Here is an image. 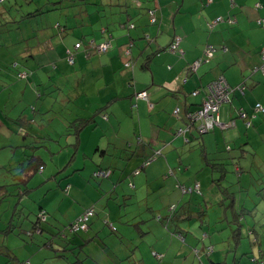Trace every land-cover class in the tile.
Here are the masks:
<instances>
[{"label": "crops", "instance_id": "obj_1", "mask_svg": "<svg viewBox=\"0 0 264 264\" xmlns=\"http://www.w3.org/2000/svg\"><path fill=\"white\" fill-rule=\"evenodd\" d=\"M26 1L37 7L25 9L23 13L13 12L10 14L11 21L0 25V155L11 154L15 157L16 151H20V160L25 158L20 168L26 169L24 164L30 154L35 153L44 160L38 149L54 154L53 151L61 146L62 140L77 146L79 141L94 135V143L98 147L103 144V156L109 154L115 165L119 161L124 165L125 160L130 159V171L142 167L144 159L154 149L162 148L163 155L150 161L137 179L143 190L148 191L150 187L149 170L161 175L160 183L153 184V189L160 192L165 190L163 186L169 178L167 172L172 166L175 169L173 172L182 179L181 185L190 187L198 181L202 192L204 177L194 178L191 172L193 167L189 162L192 156L189 150L192 149H187L190 143L183 139L184 136L193 138V134L184 130V136L175 137L174 131L184 124L187 110H195L203 100V94L193 97L191 91L199 84L213 82L217 75H223L232 90L247 80L264 104V60L261 57L264 52V26L261 27L257 22L259 17H264V0H213L209 5L205 3L207 0H141L142 3L139 0L136 3V0H125L133 15L138 12L136 6L142 9L143 5L148 10L154 9L158 19L157 23L152 24L146 12L140 18L137 16L136 21L133 19L136 27L130 29L122 25L126 19L124 0ZM38 7L43 9L36 14L29 13ZM229 14L236 17V22H220L213 28L214 32H208L207 22L210 19ZM174 35L183 39L181 45L185 51L182 57L179 52L167 49ZM106 38H112V47L108 51L99 53L85 50L91 41L101 43ZM131 41L133 46L130 47ZM77 42H82V46L76 48ZM206 42L222 44L221 50L216 51L212 59L197 63L196 58L203 51L202 43ZM69 48L74 51L72 63L66 58ZM18 70H26L27 75L19 78ZM142 90L149 92V101L135 95ZM229 100L224 101L220 108L225 119L230 110L240 108L242 104V101L233 97L235 107ZM175 105L182 106V119L175 118L179 117ZM73 123L81 124V130L76 134L72 127L66 133ZM13 126H25L27 131L20 132L19 128L15 130ZM241 133L242 128H233L224 132V135L227 134L230 143L237 139L250 149L264 147V130L258 132L256 129L248 136ZM220 134L223 133L218 131L217 135H203L208 154L198 152L199 168L209 167L214 176L208 182V192L202 194L207 204L209 201L222 202L223 206L226 196L223 195L221 201L214 193L243 188L236 191L233 198L230 196L231 203L226 211L232 216L242 213L245 206L252 208L249 201L252 203L253 193L251 189L245 191L244 188L247 182H243V179L248 167L243 161L238 162L236 167L237 170L241 169L239 176L236 178L233 175V180L228 184L223 182L230 171L228 154L233 150L226 149V154L220 153L219 146L223 141ZM135 141L137 145L133 147ZM7 147L12 148V153L8 154L3 149ZM240 152L252 155L254 177L257 178V171L261 168V172H264V152ZM50 158L53 164L60 165L56 161L57 155H51ZM39 165H43V162L40 161ZM15 168L10 167L8 170L12 175L11 183L15 179L14 174L20 169ZM44 169V165L39 168L40 171ZM77 169L74 168L71 173ZM35 175H30L29 184ZM13 188L16 190L14 185L10 186L12 191ZM172 190L180 192V203L186 201L185 207L190 208L191 213L204 208L205 205L197 196L194 199L184 196L195 191H184L176 183L172 185ZM0 194L6 195L0 199V217L7 220L11 214L6 213L3 203L8 195L13 194H10L9 186L2 189ZM146 199L152 207H156ZM173 204H176L177 209L178 204L174 202L167 205L168 209ZM155 212L159 214L155 221L166 225L167 222L162 220L163 212ZM191 213L181 216L176 230L185 235V239H182L185 245L181 250L187 258L197 252L200 255L198 260L202 263H205L204 254H208L212 258L209 264H228L231 261L229 251L234 253L233 260L239 259L237 254L240 247H245L241 250L242 254L249 251L246 248L248 242L240 236V231H245L244 227L241 226L240 230L231 226L232 235L228 233L227 239L233 247L224 253L225 245L219 246L217 241L216 245L212 244V240L222 238L224 234H219L216 227L212 229L208 218L204 217L199 222L190 220L191 215H195ZM213 218L214 222L219 221ZM249 220H252L250 217L248 222L252 224ZM254 221L260 231L264 220L255 217ZM14 228L8 234V241L13 242V245H9L11 250L25 246L15 234L19 228ZM167 235L170 245L172 237L168 232ZM238 236L239 239L233 245L230 238ZM256 242L253 247L257 246ZM263 243L264 240L259 241L260 252L264 257ZM27 247L38 250L34 243ZM5 255L11 257L8 249H5ZM156 255L163 258L165 253L157 251ZM219 257L221 260H213ZM193 262L196 260L193 259ZM234 264L242 263L239 260Z\"/></svg>", "mask_w": 264, "mask_h": 264}, {"label": "rangeland", "instance_id": "obj_2", "mask_svg": "<svg viewBox=\"0 0 264 264\" xmlns=\"http://www.w3.org/2000/svg\"><path fill=\"white\" fill-rule=\"evenodd\" d=\"M1 4L4 5V2L0 1V5ZM6 4L9 5V1L6 2ZM18 6L21 7L18 12L22 13L25 9L37 7L35 4L30 5V3L26 0H23L21 4H18ZM41 9L43 8L38 7L35 10ZM179 56L182 57L181 55ZM206 85L207 83L204 88H202L200 94H205ZM196 103H198V101H196ZM203 106L204 100H202L195 111L201 109ZM180 110L182 111V109ZM260 115L264 116V113H260ZM192 123L193 125L191 127L197 130L199 120L195 122L192 121ZM13 128L18 130L19 127L13 126ZM24 130L25 132L27 131L26 127L20 126L19 131L23 132ZM213 133L214 131H209L205 132L204 135H212ZM179 138L181 139V137ZM54 139L56 140V138ZM94 141V135L88 139L84 138L82 142L79 141L77 146L74 143L68 144L62 140L61 146L53 151L55 152L54 154L49 153L50 155L46 150H37L38 153H42L44 156L43 165L45 166V169L44 171L37 170L35 177L29 184L30 186L34 185L33 189L19 199L21 202L20 204H24L26 206V213H28L29 216V218L24 219L28 222L31 220L35 221L34 217H36L38 212L42 210H40V205H42L48 215L47 221L55 226L53 227L46 224L44 227L45 229L51 228L54 232L56 231V228L70 227V223L75 221L78 215L84 211L85 208L94 205L96 208V214L94 217L92 216L90 220L91 227L89 231H85H88L86 236L89 235V237L86 239L87 243L84 245L86 247L82 250V257L85 258L87 263L118 264L117 262H119L122 264H209L212 261L210 255L204 254L205 263H202L198 260L200 257L199 253L193 252L187 258L186 254L181 250L185 245L181 236L185 239V235L183 233L181 235V232L176 230L178 229L179 222L181 221V216L184 214H190L191 212L190 208L185 207L186 201H182V203H180L182 200V198L179 200L181 196L180 192L172 190L173 184L182 182V179L178 176V174L168 175L169 178H167L166 184L163 186L165 190L162 192H160V190L153 189V184L160 183L161 175H157V173L152 170H149L148 180H150V187H147L148 191L145 189L143 190V187L137 185V175L128 173L130 171L128 164H124L125 170L122 173L117 172L115 174H111L110 178H108L109 175L105 176L102 172L103 167L105 168V166L111 162V156L109 154L103 156V144L98 147V144L96 142L94 143ZM240 143L241 142H238V144L234 145V150L228 154V158L230 160V171L227 173L226 178L223 181L225 184H228L233 180V175L237 178L241 173V169L239 168V170H237L236 168L238 162H245L249 169L252 167V155L248 153H241L240 151L242 150L238 147ZM136 145L137 143L135 141L133 147H136ZM3 149H6L8 154L12 153V148L7 147ZM252 149L253 151L257 150L254 147ZM252 149L247 148V150ZM259 151H264V147L260 148ZM198 152V149L189 150V154L192 155L189 157V162L193 167L191 172L194 178L199 179L200 176L204 177L202 192L200 191L201 193H199L196 191L193 194L187 193L184 196L186 199H194L195 196H197L205 206L204 208L198 210L195 209V211L191 213L195 215L194 217L191 215L190 220L199 222L204 217L206 219L208 218L210 220L211 228L214 229L216 227L215 229L219 234H224V237L216 238L214 241L212 240V244L216 245L215 242L217 241L219 246L225 245V253L233 247L228 243L227 239L228 233H231L232 235L231 226L233 225L234 227H239L236 215H232L234 220L231 224V218L229 217L230 214L226 211L229 203H231L230 196L232 195V191H228L226 193V200L223 206L222 202L214 203L213 201H209V204L206 203L202 193L208 192V182L214 174L211 172L209 167L203 166L202 168H199L200 159ZM51 155H57L56 161L60 163V165L53 164V161L50 158ZM19 156L20 151L18 150L15 153V157L11 154L7 156L0 155V184L11 182L12 175L8 171L9 168L16 167L19 169L22 161L25 159L23 158L20 160L21 157L19 158ZM118 164L120 167L123 165L122 161H119ZM74 168L79 169L74 171V173H71ZM100 168H102L101 174L96 172ZM261 169L257 171V178L254 177V170L252 173L247 171L243 182H248L246 185L248 186L247 190L251 189L253 193V212L247 213L246 215L255 216L264 220V189L262 188L264 186V172H261ZM129 180L135 181L136 189L132 190L137 192L139 195L138 197L134 196L125 200L126 203H122L123 205L119 206V199L114 196L110 198L108 189H110L114 183H116L117 186L122 183V186L119 188L126 187L128 186ZM258 189L260 191H258ZM213 195H217L218 198L223 201V195H225V193L220 192L219 194L214 193ZM145 197L153 202L156 207H152L150 204L147 205V201L144 199ZM169 198H171V200H168ZM121 200L123 201L124 199L122 198ZM16 201V195H8L7 200L4 201L3 207L6 208V213L8 215L12 214ZM171 202L178 204L177 209L174 208V206L172 207V205L168 209L167 205ZM140 204H143L142 211H144L147 205V209L142 212L146 214H137L140 218L135 219L134 212L140 207ZM208 206L209 209L207 213ZM255 206L258 207L255 208ZM153 208H156L157 211L163 212L162 220L167 222L166 225L155 221L157 220L159 214L155 212L156 210ZM120 215H122L123 218L122 222L117 220V216ZM213 217H216L219 221L214 222ZM134 219L136 221L140 220L139 225L133 222ZM18 220L19 218L15 220V223ZM108 220L109 222H107ZM0 228H3L5 232L8 229L5 217H0ZM163 228L170 234V237H172L170 245L167 232ZM96 231H98V233L95 239L94 236ZM1 232L3 231H0V233ZM49 234L50 233L47 232V236H49ZM243 236L248 242L246 248L249 250V253L242 254L241 250L245 247H240L238 249L240 252L237 254L239 259L233 260L234 253L229 251L231 254V261H228V264H234V262L239 260H241L242 264H263V259H261V255H259L260 247L258 242L260 240H264V224L261 226V233L259 235L257 234L249 237L248 234L243 233ZM239 237L240 236L231 237L229 241H232V244L234 245ZM4 239L5 236L0 235V245L3 244ZM204 239H206V237H204ZM257 239L259 240L257 242V246L253 247V243ZM44 247L51 250L46 246ZM1 248L2 247H0V249ZM13 250L17 251L18 257L21 258L24 263L31 260V264H67V261L63 258L53 259L47 257L46 251H40V249L32 250L27 246H22ZM156 251L165 253V256L163 258H158L155 253ZM87 253L91 254L94 260H91L90 257H86ZM212 253L213 251L210 252V254ZM19 258H12L0 252V262L5 261L3 264H18V261H20ZM70 258L73 259L74 255H71ZM193 259H195L196 262H193ZM213 260H221V258L219 257L218 259Z\"/></svg>", "mask_w": 264, "mask_h": 264}, {"label": "trees", "instance_id": "obj_3", "mask_svg": "<svg viewBox=\"0 0 264 264\" xmlns=\"http://www.w3.org/2000/svg\"><path fill=\"white\" fill-rule=\"evenodd\" d=\"M0 1L4 2V5L3 4L0 5V18L3 20V21H1L0 25H2V24H5L7 21L8 22L11 21V20H9L11 18L10 14H13V12H16V11L18 12V10L21 8L18 6V4H21L23 2V0H0ZM8 1H9V5L6 4V2H8ZM137 1L138 0H136L135 3ZM139 1L141 2V0H139ZM59 2L60 1H58V3ZM212 2H213V0H210V1L207 0L205 3H206V5H209ZM123 7L125 9L124 11L126 14V17H125L126 19L122 25L126 26L128 29L136 27L135 21H136L137 16H139V18H140L142 15H146L145 14L146 12L150 16V18H148L149 22H152V24H155L158 21V19H155V21H152V19H151V11H153L155 14L154 9L148 10V8L144 7L143 5L141 6L142 9H139L140 6H136L138 8V10H137L138 12L135 15H133V13L130 10L128 3L125 0L123 2ZM38 11H40V10H34L33 12L30 11L29 13L36 14V13H38ZM23 15L24 14H22V17H24ZM131 16H133V17H131ZM155 17H156V15H155ZM218 17H220L221 20H217V17H214L207 22L208 23L207 25L209 28L208 32H211V33L214 32V31H212L213 28L215 27L216 24H218V23L220 24V22H226L229 24L236 22V17L233 16L232 14H229L227 16L219 15ZM133 19H135V21ZM260 19L264 20V17H260ZM257 22L259 25H261V27L264 26V24L261 23L262 21L259 22L257 20ZM175 35H174L170 45H168L167 49L170 51L174 50L176 52H179V54L181 55L185 51L181 45L183 39L181 37L177 40ZM177 37H179V36H177ZM111 39L112 38H106L105 40L111 41ZM174 42L175 43L177 42V43H176V46L173 47L174 49H172ZM129 45H130V47L133 46V41H131V43ZM202 45L204 46L203 51H202L201 55L196 58V60H199V63L201 61L205 62L208 59H212V57H214L216 55V53H217L216 51L221 50L220 48L222 47V44L218 45V44L210 43V42L202 43ZM81 46H82V42H81V45L76 47V48H79ZM111 47H112V41H111V45L108 48V50ZM89 48H90V45L87 44V46L85 47V50H89ZM209 48H211V49H209ZM209 50H212V52L211 53L208 52ZM66 54L67 55L73 54V57H74V51L71 48H69L67 50ZM191 63H193V61ZM191 63H189V66L191 65ZM15 66H17V64H15ZM189 70H190V68H189ZM20 72H26V75H27L26 70H18L17 76L19 78L25 77V76L20 75ZM220 76H223V75H219V76L217 75V77L214 80L218 79ZM208 84H210V82H208L206 87H205V94H203L204 95L203 100L206 97V94L208 93V89H209ZM204 86H205V84L197 85V87L195 89H193L190 94L192 96H196V95L198 96V94L201 93L202 88H204ZM195 91H197V93H195ZM231 91H230L231 94L229 95V99H230L229 102H232V104H234L235 107H236V105L234 103L235 100L242 101L241 102L242 104H241L240 108H236V109L234 108L233 110H230V114L226 119L224 118V116L220 112V108H221V106H220L219 114H216V116L220 121L224 122L225 124L226 123L228 124V125L226 124L225 126H222V125L215 123L212 127H210L209 129H207L204 132H201V130L199 128H197V130H195V128L191 127L193 125V123H192L193 119H192V117H190V115L195 110H187L186 118H183V115L180 113L181 112L180 109H182L181 108L182 106L179 105L177 107L178 111L180 110L179 112L177 111V113H176L179 117H175V118H177V119L183 118L184 124L175 129L174 135H175V137H177L179 135L184 136V133H183L184 130L186 133H187V131H190L193 134V138H188L185 136L183 137V139L185 140L186 143H190L188 145L187 149L188 148L189 149H198L200 151V153L203 152L205 155H207L208 151L206 149V144L203 140V135L205 134V132H209V131H214V133H216V135H217V132L220 131L221 133H223L222 134L223 136L220 134L221 137L223 138V141L220 142L221 144L219 146V151H221L220 152L221 154H226L225 153L226 149L227 150H231V149L234 150V145L238 144V142H241V141L235 139L234 141H232V143H230L229 142L230 140H229L227 134L224 135V132H228L229 130H231L233 128H236V129L242 128L243 133H241V134H244V136L246 134L248 136V133H252L256 129L258 130V132L260 130H264V116L260 115V113H264V104L262 102L263 99L261 98V96H259L258 93H255L251 89V86L248 84L247 80H245V81L243 80L239 84V87L237 86V87L233 88V90L231 88ZM232 94H233V97L235 98V100H233ZM258 104L262 105V109L257 110ZM187 114H188V117H187ZM237 119H238V122H237ZM72 127L75 128L76 134L82 128L81 124H74L73 123L72 125H70V127L67 128L66 133L71 131ZM226 141H228V142L226 143ZM224 145H225V147L222 149V147ZM238 147L243 152L253 151V149L247 150L248 147L245 146L244 143H242V142L239 144ZM256 148L259 151L260 147L256 146ZM257 150H254L253 152H255ZM260 152H264V151H260ZM159 155H161V156L163 155L162 148L154 149L153 153L144 159L142 167L138 166L137 168H132V170L129 171L128 173H131L133 175H137L138 176L137 179H138L142 170L147 166V164L152 160L155 161L157 158L160 157ZM111 160H112V158H111ZM113 160L110 162L111 164L108 167H105V168L103 167L102 173L105 176L109 175L108 178H110L111 174H115L117 172L122 173L125 170L124 165H122L121 167L119 166V164L115 165V161H113ZM129 160L130 159H126L124 164H128ZM40 161L43 162V160L41 159V157L39 155H36L35 153L30 154L27 157V160L24 164L26 166V169L20 168L14 174L15 179L13 178L12 183L9 182V183L0 184V192L2 191V189H5L6 186H9L10 194L12 192L13 195L17 196V200H18V202L15 203V205H17V206L14 207L12 214L9 217H7V220H6V224L8 227L7 231L5 232V230L3 229L2 230L3 232L0 233L1 236H3V235L5 236L3 244L0 245V247H2L0 249V252L5 255V249H8L12 258H14V257L19 258L17 255V252L14 250H11L12 248L9 247V245H11V244L13 245V242L8 241V236H9L8 234L15 229L14 227H17V228H19V230L17 229L15 234H17V237L19 238L20 242L23 243V245L28 246V245L34 243L36 246H38V249H40V251H46L47 257L53 258V259H55V258L62 259L63 258L67 261V264H89L86 262L85 258L82 257V254H83L82 250L84 247H86L84 245L87 243L86 239L89 237V235L88 236H86V235H87V232L89 231V229L91 227V222H90L91 219L88 221V225H87L86 229L81 228V227L76 229L74 227L75 222L73 221L70 223V227H64V228H59V229L56 228V231L53 232L51 230V228L45 229V227H44L46 224H48L49 226H53V227H55V226L47 221L48 215H47V212L43 209L42 205H40V210L41 209L42 210L41 211L39 210L40 212H38L36 217L33 216L35 218V221L31 220L30 221L31 223H30L26 219H24V218H29V216H28V213H26L27 212L26 206L24 204H20L21 202L19 199L23 195L28 194L33 189V187L29 185V177L33 173H36L37 170H39V168H41L43 166V165L38 166ZM216 166H217V164H216ZM31 167L33 169L32 172H30ZM236 167H238V165H236ZM101 170H102V168L98 169L96 172L101 174ZM174 170L175 169L172 166H170L168 169L167 175H169V174L175 175V173L173 172ZM253 170H254L253 166L250 169L249 168L247 169V171L250 173H252ZM247 183L244 186L245 191H247V187H246ZM12 185H14L16 190L14 188H13V191L10 189V186H12ZM137 185H138V183H137ZM176 185L179 187H182V189L184 191L185 190L195 191V192L201 191V189H199L200 182H198V181H196L195 184L193 186H190V187H186L185 185H181L180 183H176ZM120 186H122V183L118 186L116 185V183H114V185L110 189H108V194H109L110 198H112V196H114V197H117L119 199V203H118L119 206H122L123 205L122 203H126L125 200H127L128 198H131L134 196L138 197L139 194L137 192H135L134 190H132V189H136L135 181L129 180L128 186L119 188ZM242 189L233 190L231 197L233 198L235 196V192L242 190ZM8 194H9V192H8ZM5 196H6L5 194H0V199L4 198ZM225 196H226V193H225ZM122 198L124 199L123 201L121 200ZM144 199H146V197ZM146 201H147V205H148L149 204L148 200L146 199ZM249 204L253 208V205L250 201H249ZM142 205L143 204H140L139 205L140 207L137 208V210L134 212L135 219L140 218L137 214H140V215L146 214V213H142V212H144L147 209V205H146L144 211H142ZM173 206H174V208H176V204H173L172 207ZM92 207L94 208L95 214H96L95 206L92 205ZM256 207H258V206H255V208ZM148 208H149V206H148ZM252 208H248L245 206V208L242 209V213H240V212L234 213L236 215V220L239 224L238 229L240 228V230H241V226L244 227L245 231L243 233L248 234L249 237L255 236L257 234L259 235L261 233V230L259 231L258 228L256 227V221H254L255 216L246 215L247 213L253 212ZM85 209H87V208H85ZM85 209H84V211H85ZM208 209H209V206L207 207V213H208ZM84 211H82L78 215V217ZM0 214H2V211H0ZM95 214L93 215V217L95 216ZM247 216L252 219V220H249L252 224H249ZM229 217L231 218L230 222L232 224L234 219L231 215H229ZM18 218H19V220L15 223V220H17ZM135 219L133 220V222L135 224L139 225L140 220L136 221ZM117 220L119 222H122L123 221L122 215L117 216ZM107 222H109V220ZM235 228H237V227H235ZM86 230H88V231L85 232ZM47 232L50 233L49 236H47ZM97 233H98V231H96V233H95V236H94L95 239H96ZM243 233L240 231V236H243ZM181 235H182V232H181ZM242 238L244 239V236ZM258 241L259 240L257 239V242ZM257 242H256V245H257ZM258 245H259V242H258ZM44 246L50 248L52 251L48 250ZM3 248H5V249H3ZM245 253H249V251L245 252ZM71 255H74L73 259L70 258ZM158 255H161V253ZM259 255H261L260 258L263 259L262 262L264 264V257L262 256L263 254H261V252H260ZM86 257H90L91 260H94L93 256L89 253L86 254ZM158 258H159V256H158ZM19 259H20V261H18L19 264H31V260H29L27 263H24V262H22L21 258H19ZM117 263L122 264L119 262H117ZM97 264H101V263H97Z\"/></svg>", "mask_w": 264, "mask_h": 264}, {"label": "built area", "instance_id": "obj_4", "mask_svg": "<svg viewBox=\"0 0 264 264\" xmlns=\"http://www.w3.org/2000/svg\"><path fill=\"white\" fill-rule=\"evenodd\" d=\"M151 19H152V21H155V19H156L153 11H151ZM217 20H221V18L217 17ZM258 21L259 22L262 21L261 23L264 24L263 19L259 18ZM176 38L178 40L180 37L176 36ZM176 43L174 42L172 49H174L173 47L176 46ZM80 45H81V42H77L75 44L76 47H78ZM89 45H90L89 51H95V52L103 53V52H106L108 50V48L111 45V41L105 40L99 44L95 43L94 41H91L89 43ZM66 58L69 62H71V63L74 62L73 54L67 55ZM263 59H264V54H263ZM196 62L199 63V60H196ZM20 75L25 76L26 72H20ZM208 88H209L208 93H207L206 97L204 98V106L201 109L194 111L190 115V117H192V119H193L192 120L193 122L199 120L198 128L201 130V132L206 131L207 129L212 127L215 123L222 125V126L226 125L224 122L220 121L217 118L216 114H219V108L222 105V103L224 101L229 100V94H230L231 88L223 76H220L218 79H216L213 82H211L210 84H208ZM195 93H197V91H195ZM136 96L145 98L149 101V93L146 90H142V91L137 92ZM259 109H262V105H260V104L257 105V110H259ZM41 168H43V166ZM94 214H95L94 208L92 206L88 207L74 221L75 222L74 227L76 229H78L80 227L86 229L87 225H88V221L91 219V217ZM181 238H183V237L181 236Z\"/></svg>", "mask_w": 264, "mask_h": 264}, {"label": "clouds", "instance_id": "obj_5", "mask_svg": "<svg viewBox=\"0 0 264 264\" xmlns=\"http://www.w3.org/2000/svg\"><path fill=\"white\" fill-rule=\"evenodd\" d=\"M259 18H260V17H259ZM259 18H258V19H259ZM263 54H264V52H262V54H261L262 60H264V59H263ZM225 80H226V79H225ZM226 82L228 83V81H227V80H226ZM228 85L230 86V84H229V83H228ZM146 91H147V90H146ZM148 93H149V92H148ZM135 95H136V94H135ZM149 95H150V94H149ZM141 98H142V97H141ZM182 237H183V236H182ZM183 239H184V237H183ZM210 249H212V247H211Z\"/></svg>", "mask_w": 264, "mask_h": 264}]
</instances>
